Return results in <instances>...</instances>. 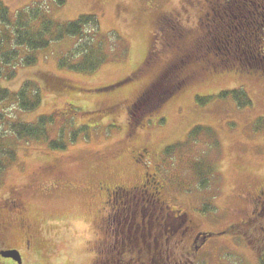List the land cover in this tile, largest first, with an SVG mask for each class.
<instances>
[{"label": "rangeland", "instance_id": "rangeland-1", "mask_svg": "<svg viewBox=\"0 0 264 264\" xmlns=\"http://www.w3.org/2000/svg\"><path fill=\"white\" fill-rule=\"evenodd\" d=\"M211 1L64 0L57 5L55 0H0L12 19L17 11L32 7L46 9L58 23L96 15L100 31L86 27L80 41L90 39L97 48L103 40L100 58L107 55L90 72L59 67V60L79 40L67 36L41 50L20 47L14 61L2 69L0 84L7 91L13 94L30 80L39 104L21 110L10 93L0 101V161L5 162L0 207L9 210L11 199L20 202L23 226L34 234L28 244L24 228L13 223L0 235V250L20 249V264H103L104 190L142 180L144 167L133 161L142 149L146 167L163 181L169 205L186 212L199 230L218 231L239 217L237 194L264 184V72L240 64L232 52L227 57L233 64L226 65L218 54L219 42L211 43L218 55L195 47L194 39L205 30L199 19ZM246 7L245 15L255 11ZM163 17L189 29L184 43L197 58L186 84L167 99L160 97L165 96L162 90L171 89L170 74L162 90L157 87V93L153 87V94L145 93L153 96L157 108L140 104L141 114L136 96L152 84L169 58L177 56L161 41L158 20ZM12 31L0 25V38L12 37ZM0 51L7 49L0 46ZM28 55L35 57L32 65L21 62ZM201 59L212 65L207 67V60ZM69 105L75 115L62 127L47 125L42 139L18 140L10 130L14 120L32 124ZM51 141H64L66 148L52 150ZM4 212V219L12 217ZM244 238L214 233L192 258L199 264H258L261 259L264 264V254L259 259L258 249L246 245ZM0 264L18 263L0 256Z\"/></svg>", "mask_w": 264, "mask_h": 264}, {"label": "trees", "instance_id": "trees-1", "mask_svg": "<svg viewBox=\"0 0 264 264\" xmlns=\"http://www.w3.org/2000/svg\"><path fill=\"white\" fill-rule=\"evenodd\" d=\"M55 2L57 5H62L64 0H55ZM245 2L246 6L255 8L253 14H250L248 11L249 14L245 15L249 9L248 7H206L203 17L201 16L199 19L205 30L201 36H197L194 39L195 47L203 54H208V52L212 51L211 43L219 42L221 45L218 48L220 50L218 54H221L220 57L223 63L228 65V62H231L227 56L232 52L240 64L246 62L249 63L245 64L246 67H253L264 72V4L262 7H252L253 4L256 6L255 2L252 0H246ZM235 17H237V20H234ZM0 25L13 29L12 37L9 36L7 38L3 35L0 38L1 48L7 49L6 52L0 51V78L2 76V69L14 61L20 47H24L29 51L41 50L48 47L51 42L61 40L67 36L79 37V40L70 53H66L59 60V67H66L76 72H90L95 70L107 57L105 55L100 58V54L103 53L102 46L105 45L103 40L98 43L99 47L97 48L91 43L90 39L89 42L85 43L80 41V37L83 35L86 27L92 29L94 33L100 31L99 20L94 14H81L75 20L58 23L46 9L32 7L17 11L14 19H12L7 7L0 3ZM158 29L161 31V41L163 39L166 41V45L163 44L164 42L162 44L175 50L177 54L176 59L169 58L166 61L163 70L157 75V78L154 79L149 88H147V93L149 94L157 91V87L162 90V86L164 85L162 83L165 82L166 76L170 74L172 76L169 82L171 89L166 93L163 90L161 91V94L164 93L165 96L160 97V100L164 101L171 94L175 93L177 88H182L186 84V76H189L190 67L197 57H195L194 50H189L184 43L189 35L188 28L181 27L180 23L176 22L175 19H165L163 17L158 20ZM228 31L232 32L231 41L218 37V35H225ZM96 49L100 51L98 52L99 59L95 60ZM212 52L218 55L217 52ZM79 55L83 57L80 62L73 63L70 61ZM206 60L201 59L200 61L205 62ZM21 62L25 65H32L35 62V57L28 55ZM231 64L233 63L229 65ZM5 78L10 77L8 75ZM34 86L32 81L26 80L16 92H12L13 94H11L0 84V101H6V94L10 93L9 95L13 96V99L18 103L21 110L30 111L39 104L38 96L35 94H38V92L35 91L33 93ZM153 87L155 88L154 92H152ZM32 93L33 95H31ZM149 107L150 110L155 107L157 108V104ZM75 112L73 105H69L65 109L54 111L49 116H39L32 124L14 120L11 123L10 130L18 140L42 139V137H46L47 125L58 123L62 127L66 120L75 115ZM74 138H71V142L74 141ZM49 147L52 150H64L66 143L64 141H51ZM10 158H13V156ZM4 166L5 162L0 161V171Z\"/></svg>", "mask_w": 264, "mask_h": 264}, {"label": "flooded vegetation", "instance_id": "flooded-vegetation-1", "mask_svg": "<svg viewBox=\"0 0 264 264\" xmlns=\"http://www.w3.org/2000/svg\"><path fill=\"white\" fill-rule=\"evenodd\" d=\"M245 1L212 0L209 7H246ZM257 1L256 7H262L264 0ZM249 12L253 14L254 11ZM218 37L231 41L232 32L228 31ZM206 65L210 67L211 61H206ZM147 88L149 87L135 98L141 114L144 112L141 105L149 107L153 103V96L144 97ZM134 124L129 123L131 128H134ZM144 151L145 149H142L133 157L135 163L140 161L137 164L141 163L144 167L140 182L128 185L113 184L104 190V203L107 208L102 218L105 220L100 227L104 236L100 242L103 264H199V261L192 257L207 245L209 233L245 236L246 245H255L254 248L258 249L257 257L262 258L264 184L247 187L237 194L241 207L236 211L239 217L235 221L218 231H202L186 212L169 205L165 198L163 181L156 171H150L146 167ZM11 200L12 205L8 206L10 209L4 210L8 214L0 207V214L4 212L12 216L7 219L0 216V235L6 233L13 223H18V227L21 225L24 228V236L29 244L33 242L34 234L29 227L23 226V207L20 202ZM5 249H16L20 252V249L15 247ZM262 261L261 259L258 264Z\"/></svg>", "mask_w": 264, "mask_h": 264}, {"label": "water", "instance_id": "water-1", "mask_svg": "<svg viewBox=\"0 0 264 264\" xmlns=\"http://www.w3.org/2000/svg\"><path fill=\"white\" fill-rule=\"evenodd\" d=\"M0 255L2 257L12 258L18 264L21 263V256H20L19 252L17 250H15V249H9V250L0 251Z\"/></svg>", "mask_w": 264, "mask_h": 264}]
</instances>
